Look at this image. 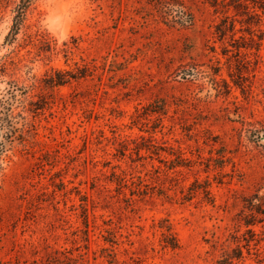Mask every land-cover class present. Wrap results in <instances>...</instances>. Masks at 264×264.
I'll return each instance as SVG.
<instances>
[{
    "label": "rangeland",
    "instance_id": "374dc122",
    "mask_svg": "<svg viewBox=\"0 0 264 264\" xmlns=\"http://www.w3.org/2000/svg\"><path fill=\"white\" fill-rule=\"evenodd\" d=\"M174 1L190 28L150 0H84L57 44L38 27L57 0H0V264H264V9L221 41L231 9ZM185 64L228 87L175 79Z\"/></svg>",
    "mask_w": 264,
    "mask_h": 264
},
{
    "label": "trees",
    "instance_id": "16d2710c",
    "mask_svg": "<svg viewBox=\"0 0 264 264\" xmlns=\"http://www.w3.org/2000/svg\"><path fill=\"white\" fill-rule=\"evenodd\" d=\"M153 8L156 12L157 17L166 25L170 27H177V28H190L193 24L194 18L192 12L189 10V8L184 5L182 2H176L174 0H150ZM30 0H20L18 13H22ZM208 3L213 8H217L218 6L224 7L226 11H229L230 9L233 11L232 15H224L218 23L214 27V33L218 37L219 40H225L227 36H233L236 33L235 29V22H244L246 26H244V29H252L250 26L252 23H255V21H250V19H253L254 16L257 14V9H264V0H208ZM239 16H245L243 19L236 20ZM257 23V22H256ZM243 27L241 25V28L239 30H242ZM253 30V29H252ZM250 37H252V31L247 32ZM261 40V38H259ZM232 46V45H231ZM250 46L246 45H237L235 47V50L240 53V49H247ZM227 51V50H224ZM223 55H225V52H222ZM209 67L207 68V71H199L197 68L193 66H189L187 64L178 66L174 71L173 75L175 79L180 80H195L203 82V88L209 89L208 94L209 97H217L222 95V92L219 88H217L218 83L226 84L224 78L219 77V68L212 70L211 72H208ZM207 73L208 76H205ZM230 77V75H229ZM47 85L50 87H58L62 86L64 84L69 83L71 79L74 78V76H71L69 72H62L59 70H51V73L49 74ZM223 86V85H222ZM228 85H225V88H227ZM207 93V92H206ZM212 93V94H211ZM160 103H164L163 100H159ZM158 102V103H159ZM164 106V105H163ZM163 106H159L157 108L158 110H153L156 113L163 114L164 108ZM26 120L28 121L29 118L26 116ZM25 121V119H24ZM5 123L6 118H0V123ZM27 124V122H26ZM32 126H26V130L22 132L23 139L21 140V148L24 150H28L29 148L33 147L37 144V142L34 140V133ZM6 129V128H4ZM12 131L8 128L6 129V133H11ZM249 136L252 139L258 138V146L262 147L264 149V131L262 133L257 132H250ZM260 139H263V141H260ZM263 142V143H262ZM262 143V144H261ZM7 151L5 143H0V158L1 155L4 154ZM257 195V194H254ZM258 196V195H257ZM257 196L254 198L257 199ZM252 211V210H251ZM256 213L257 210H256ZM250 217H256L254 212L251 213ZM262 220H258L257 222H261ZM255 222H249L245 221V224L247 226L253 225ZM252 232V230H250ZM175 244L172 245L174 247ZM238 257V256H234ZM52 264V262H49ZM48 263V264H49ZM217 264H222L221 262H218Z\"/></svg>",
    "mask_w": 264,
    "mask_h": 264
},
{
    "label": "clouds",
    "instance_id": "9594fccd",
    "mask_svg": "<svg viewBox=\"0 0 264 264\" xmlns=\"http://www.w3.org/2000/svg\"><path fill=\"white\" fill-rule=\"evenodd\" d=\"M46 12L40 18L38 27L57 44L69 39L74 23L87 18L89 9L84 0H57L44 5Z\"/></svg>",
    "mask_w": 264,
    "mask_h": 264
},
{
    "label": "water",
    "instance_id": "95a60500",
    "mask_svg": "<svg viewBox=\"0 0 264 264\" xmlns=\"http://www.w3.org/2000/svg\"><path fill=\"white\" fill-rule=\"evenodd\" d=\"M25 1V0H24Z\"/></svg>",
    "mask_w": 264,
    "mask_h": 264
}]
</instances>
